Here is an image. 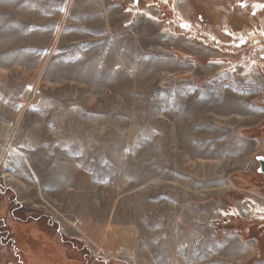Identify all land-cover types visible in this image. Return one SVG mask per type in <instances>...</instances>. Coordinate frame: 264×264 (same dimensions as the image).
<instances>
[{"label": "rangeland", "instance_id": "rangeland-1", "mask_svg": "<svg viewBox=\"0 0 264 264\" xmlns=\"http://www.w3.org/2000/svg\"><path fill=\"white\" fill-rule=\"evenodd\" d=\"M175 1L0 0V264H264V0Z\"/></svg>", "mask_w": 264, "mask_h": 264}, {"label": "bare ground", "instance_id": "bare-ground-1", "mask_svg": "<svg viewBox=\"0 0 264 264\" xmlns=\"http://www.w3.org/2000/svg\"><path fill=\"white\" fill-rule=\"evenodd\" d=\"M161 2H163V1H169V0H160ZM174 7H175V9L177 10L176 12L180 15V17H181V15H182V12H181V10L180 9H178V0H176L175 1V4H174ZM147 16H149L148 17V19L149 20H152V21H158V20H154V16H152L151 14H149V15H147ZM182 19V18H181ZM159 22V21H158ZM251 201V200H250ZM254 202V201H253ZM139 204H141V205H139V206H137V209H139V208H142V202H139ZM254 205H256V206H260L258 203H256V202H254ZM262 209H264V208H262ZM238 211H239V209H238ZM246 214V213H245ZM238 215H240V213L238 214ZM264 218V217H263Z\"/></svg>", "mask_w": 264, "mask_h": 264}, {"label": "water", "instance_id": "water-1", "mask_svg": "<svg viewBox=\"0 0 264 264\" xmlns=\"http://www.w3.org/2000/svg\"><path fill=\"white\" fill-rule=\"evenodd\" d=\"M137 1H138V0H136V2H137ZM257 161H258V163H259V165H260V168H259V170H258V173L264 175V157H259V158H257Z\"/></svg>", "mask_w": 264, "mask_h": 264}, {"label": "trees", "instance_id": "trees-1", "mask_svg": "<svg viewBox=\"0 0 264 264\" xmlns=\"http://www.w3.org/2000/svg\"><path fill=\"white\" fill-rule=\"evenodd\" d=\"M252 2H253V0L250 3H252ZM237 31H239V30H237Z\"/></svg>", "mask_w": 264, "mask_h": 264}, {"label": "flooded vegetation", "instance_id": "flooded-vegetation-1", "mask_svg": "<svg viewBox=\"0 0 264 264\" xmlns=\"http://www.w3.org/2000/svg\"><path fill=\"white\" fill-rule=\"evenodd\" d=\"M216 50H218V49H216ZM220 50H222V49H220Z\"/></svg>", "mask_w": 264, "mask_h": 264}]
</instances>
